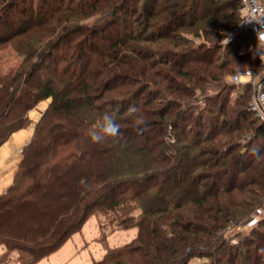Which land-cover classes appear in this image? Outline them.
I'll return each mask as SVG.
<instances>
[{"label": "trees", "instance_id": "trees-1", "mask_svg": "<svg viewBox=\"0 0 264 264\" xmlns=\"http://www.w3.org/2000/svg\"><path fill=\"white\" fill-rule=\"evenodd\" d=\"M26 2L0 0V43L23 53L0 74V146L45 104L0 193V264H34L91 214L137 228L91 264H264V213L222 233L264 199V121L229 79L262 68L251 30L228 39L239 0ZM106 111L121 135L93 143Z\"/></svg>", "mask_w": 264, "mask_h": 264}, {"label": "rangeland", "instance_id": "rangeland-1", "mask_svg": "<svg viewBox=\"0 0 264 264\" xmlns=\"http://www.w3.org/2000/svg\"><path fill=\"white\" fill-rule=\"evenodd\" d=\"M258 1L264 6V0ZM26 6H30L29 0H27ZM94 19V17L88 18L84 20L83 23L90 24L94 21ZM253 35L256 38L254 33ZM19 42L20 41H18V39H11L0 43V74L11 73L22 60L23 53L18 44ZM244 65L249 66V64L245 62H241L235 68L234 73L230 75L229 79L236 85L232 99H234V97H236V95L244 89V85H250L246 82L233 80L234 75ZM261 77L262 74L259 75L258 79L260 80ZM250 86V91L253 93V87L252 85ZM33 124L34 122H31L28 126V130H31V132ZM21 149L22 148H19L17 151L19 157ZM3 190L4 188L1 186L0 193H2ZM259 210L264 211V199L261 202V205L257 207L256 211L248 218H245L244 222H238L237 225H233L231 228H228V230H223L222 233L225 238L231 239L232 242H235L239 235H244V233L248 232L252 228L251 226L256 222V219L260 217L257 215ZM99 220L100 218L96 217L94 214L89 215L58 247L49 252L47 255L39 258L34 264H91L93 261L99 260L108 247L118 246L130 241L137 234V228L135 226L111 229L108 225H104V227L100 226ZM3 248V245L0 244V253ZM206 259L207 258L205 256L193 257L190 258L189 264H199L207 261Z\"/></svg>", "mask_w": 264, "mask_h": 264}, {"label": "built area", "instance_id": "built-area-1", "mask_svg": "<svg viewBox=\"0 0 264 264\" xmlns=\"http://www.w3.org/2000/svg\"><path fill=\"white\" fill-rule=\"evenodd\" d=\"M238 15L240 19L239 25L232 29L228 39L233 38L243 29L251 30L256 35V31L264 26V6L258 0H239ZM261 55H264V50L257 49L259 59ZM260 62L262 64L260 73L255 72L250 66L244 65L234 75L233 80L252 85L253 93L248 106L264 121V81L259 83L258 79L260 74L264 75V59H260ZM260 212L263 213L264 211L259 210L257 215H260Z\"/></svg>", "mask_w": 264, "mask_h": 264}, {"label": "crops", "instance_id": "crops-1", "mask_svg": "<svg viewBox=\"0 0 264 264\" xmlns=\"http://www.w3.org/2000/svg\"><path fill=\"white\" fill-rule=\"evenodd\" d=\"M44 104V102L38 104L29 112V119L31 122H35L37 120ZM30 133L31 130L19 129L13 132L11 136L0 146V187L3 186V188H5L10 182L19 159L17 151L26 144L29 136L31 135Z\"/></svg>", "mask_w": 264, "mask_h": 264}, {"label": "clouds", "instance_id": "clouds-1", "mask_svg": "<svg viewBox=\"0 0 264 264\" xmlns=\"http://www.w3.org/2000/svg\"><path fill=\"white\" fill-rule=\"evenodd\" d=\"M261 24V23H257ZM257 49L264 50V26L256 31ZM264 59V55L260 56ZM134 107L129 108V113L136 112ZM121 135V126L110 112L106 111L94 126L89 129L88 137L93 143H100L109 138H118ZM254 153L259 156V149L254 150ZM260 253L264 254V249H260Z\"/></svg>", "mask_w": 264, "mask_h": 264}, {"label": "water", "instance_id": "water-1", "mask_svg": "<svg viewBox=\"0 0 264 264\" xmlns=\"http://www.w3.org/2000/svg\"><path fill=\"white\" fill-rule=\"evenodd\" d=\"M262 81H264V75L261 77V79L259 80V83H261Z\"/></svg>", "mask_w": 264, "mask_h": 264}]
</instances>
